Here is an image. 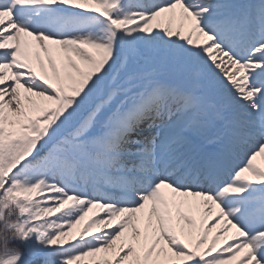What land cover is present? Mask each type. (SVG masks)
Masks as SVG:
<instances>
[{"label":"snow or ice","instance_id":"obj_1","mask_svg":"<svg viewBox=\"0 0 264 264\" xmlns=\"http://www.w3.org/2000/svg\"><path fill=\"white\" fill-rule=\"evenodd\" d=\"M206 109L212 154L177 131ZM258 157L264 0H0V196L44 264H264Z\"/></svg>","mask_w":264,"mask_h":264},{"label":"rangeland","instance_id":"obj_2","mask_svg":"<svg viewBox=\"0 0 264 264\" xmlns=\"http://www.w3.org/2000/svg\"><path fill=\"white\" fill-rule=\"evenodd\" d=\"M58 62H59V57H58ZM36 68H37V71L39 73L38 64H36ZM221 129H223L222 120L220 119L219 115L215 111H213L212 109H206L205 113L195 115L191 119H185L177 125V131H179L180 134H182L184 137H186L196 149H198V148H197V145H195V144L197 143V141L199 139L204 138V135L207 137L209 136L210 138H213L215 132H219ZM144 134L147 135V133H144ZM209 137H208V139H209ZM134 138L143 139V136L134 137ZM204 140H205V138H204ZM212 140H214V139H212ZM198 150L201 151L200 149H198ZM47 151H48V148L46 147L45 149H43L41 151L40 154L44 155L47 153ZM246 151H247V149H245V151H241L239 153H236V156L234 158L235 164H239L245 159V152ZM34 154H35V150H34ZM31 158L32 157L26 158L25 161L21 162V165L23 163L27 162V160L31 159ZM256 163L258 165H260L261 167H264V159H261L258 157ZM21 165H18L17 167L19 168ZM15 170L16 169H14L13 171H15ZM35 199L39 200V199H42V197H36ZM215 212H216V209L213 208V210H212L213 215L208 217V221H212L213 216L215 215ZM58 215H60V213H57L56 215L51 216V217H45L44 219L53 220V219H56V216H58ZM89 215L91 216L92 214L90 213ZM195 215L197 218V223H199L200 213L196 212ZM103 216H104V213L100 212V217H103ZM83 223L84 222H81V224L77 225L76 228L72 230L71 234L72 235L78 234L79 230L83 226ZM143 223H144V221L142 220L141 221V227H143ZM222 227H224V221L220 220L218 223H215V225L211 228V232L209 233V236H208V243H210L213 236H215L217 234L220 235V239L217 241V244H216L217 248H221L222 246H225L226 238L231 237L233 235V233L235 232V229H231V228H229V230L227 232H221L220 230ZM65 230H67V228ZM104 230L108 231L109 229H104ZM93 232L95 234H99L98 231L95 229L93 230ZM36 237H37V234H35V233L32 234V236L29 238L30 243L33 245H37L41 248H44V245L40 244ZM228 242L231 243V240H228ZM207 246H208L207 244L203 245L201 247L200 251L201 252L205 251L207 249ZM215 254L216 253L213 252V255H215ZM96 258L98 260L103 258V254H97ZM233 264H234V262H233Z\"/></svg>","mask_w":264,"mask_h":264},{"label":"clouds","instance_id":"obj_3","mask_svg":"<svg viewBox=\"0 0 264 264\" xmlns=\"http://www.w3.org/2000/svg\"><path fill=\"white\" fill-rule=\"evenodd\" d=\"M16 202L9 200L6 196H0V264H9L14 256L20 255L21 250L14 247L11 241L21 240L23 236L17 230V225L22 223L24 215Z\"/></svg>","mask_w":264,"mask_h":264},{"label":"trees","instance_id":"obj_4","mask_svg":"<svg viewBox=\"0 0 264 264\" xmlns=\"http://www.w3.org/2000/svg\"><path fill=\"white\" fill-rule=\"evenodd\" d=\"M11 244L16 248H20L24 252L25 257L31 258L30 264H44V261H45L44 255L43 254H38V255L33 254V251H32L33 246H36V247L38 246L31 244L29 239H26L23 241L14 239L13 241H11ZM53 247H56V246H53ZM38 248H41V247H38ZM41 249H44V248H41Z\"/></svg>","mask_w":264,"mask_h":264}]
</instances>
